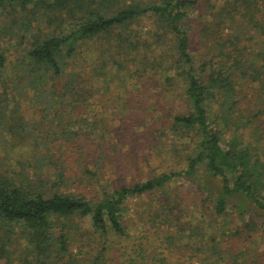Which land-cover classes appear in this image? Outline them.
Returning a JSON list of instances; mask_svg holds the SVG:
<instances>
[{
  "label": "trees",
  "instance_id": "trees-1",
  "mask_svg": "<svg viewBox=\"0 0 264 264\" xmlns=\"http://www.w3.org/2000/svg\"><path fill=\"white\" fill-rule=\"evenodd\" d=\"M0 13L19 32L37 29L12 78L0 53V264H169L176 246L190 260H223L219 235L264 234V149L256 152L238 133L252 123L260 133L264 124V0H0ZM145 21L150 31L141 28ZM97 40L107 44H90ZM201 43L199 62L194 46ZM150 74L186 103V112L164 114L170 137L184 143L177 153L185 165L128 182L124 162L114 159L120 147L136 150L137 134L132 125L93 118L89 81L104 75L120 86ZM27 105L39 110L35 121H26ZM179 178L197 183L211 202L202 208L203 227L183 222L179 202H162L149 218V231L163 229L158 250L109 246L111 238H129L130 198ZM237 218L245 222L233 229ZM76 219H89L92 233L75 237Z\"/></svg>",
  "mask_w": 264,
  "mask_h": 264
},
{
  "label": "rangeland",
  "instance_id": "rangeland-1",
  "mask_svg": "<svg viewBox=\"0 0 264 264\" xmlns=\"http://www.w3.org/2000/svg\"><path fill=\"white\" fill-rule=\"evenodd\" d=\"M12 21L11 16L6 17L0 13V53H3L7 58L6 73L10 75V78L15 76L13 75L14 72L19 69V66L26 59L28 51L32 48L33 40L30 38V34L37 32V29H33L31 33L19 32L17 27H11ZM141 28L150 31L153 28L152 22H143ZM44 33L47 34V31ZM90 44L107 43L97 40L90 42ZM194 49L196 59L201 62L204 57L199 54L204 51L203 44H196ZM95 58H97V53L93 54V59ZM83 72H86L88 76L93 74L89 69H83ZM20 73L22 74V72ZM152 76L150 74L149 79L142 81L125 79L123 82L121 81L120 86L116 85L119 80L111 82L108 81L110 78H106L104 75L101 78H95L93 75L89 81L92 88L89 89L91 103L88 110L92 112L93 118L97 115L96 117L114 128L123 129L125 124L132 125L137 134L135 137L139 144L135 148L136 150L131 153L130 147L121 148L119 146L121 153L120 155L116 154V159H114V161L119 159L124 162H120L121 166L125 168L123 172H130L129 174H131L128 182L131 181L132 175L141 176L144 180L163 173L181 170L185 165L180 159L182 158L181 154L177 153L182 152L184 143L170 137L172 122L164 114L184 113L187 109L186 103L177 95V92H173V89L163 87V80L158 77L152 78ZM106 84L111 87L110 90L94 91L96 88L107 87ZM38 111L37 108H30L29 105L23 106L26 121H35L37 117L35 114H38ZM129 113H134L133 117L128 116ZM165 118L169 122L163 123ZM230 128L234 130L233 125ZM256 132L257 129L253 123L238 131L245 145L252 144L255 151L261 153L264 149V124L260 133ZM111 138L112 135L110 134L108 140H112ZM114 142L118 143V140L116 139ZM230 142L231 136L227 132L223 136L222 143L225 147H229ZM144 143L147 144L142 147ZM1 148L2 145L0 144V155L3 153ZM105 171L109 172V168ZM111 177L115 178L113 175ZM208 200L209 198L201 192L197 183L188 181L186 178H179L164 189L150 195L130 198L126 203L124 212V225L127 228L129 238L123 241L117 239L115 242L114 238H111L109 246L122 243L129 249L131 245L140 243L150 250H158L161 246V243L158 242V232H162L163 229L152 227L149 231L151 225L149 218L155 207H159L162 202L172 205L179 202L186 210L183 222L192 221L195 225L203 227L205 216L202 208L208 207L210 210L212 206ZM75 221L77 225L73 227L72 232L75 237H78L79 233H92L89 219H76ZM243 222L245 220L237 218L230 227L235 229L237 226H242ZM221 226V222H218L216 229H220ZM148 238L156 244L148 243ZM216 240L223 250V260H218L217 257L210 258L205 254H196L190 260L188 254L191 253L184 246H182L183 248L176 246L169 252L170 254L168 253L167 262L169 264H264V234L258 233L254 234L252 238L242 236L231 240H228L226 234H221ZM72 245L73 248L77 249V243L73 242ZM108 254L112 258L118 256L113 251Z\"/></svg>",
  "mask_w": 264,
  "mask_h": 264
}]
</instances>
